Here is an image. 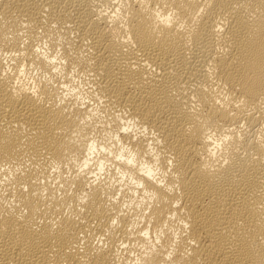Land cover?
Wrapping results in <instances>:
<instances>
[{
	"label": "bare ground",
	"instance_id": "1",
	"mask_svg": "<svg viewBox=\"0 0 264 264\" xmlns=\"http://www.w3.org/2000/svg\"><path fill=\"white\" fill-rule=\"evenodd\" d=\"M0 264H264V0H0Z\"/></svg>",
	"mask_w": 264,
	"mask_h": 264
},
{
	"label": "rangeland",
	"instance_id": "2",
	"mask_svg": "<svg viewBox=\"0 0 264 264\" xmlns=\"http://www.w3.org/2000/svg\"><path fill=\"white\" fill-rule=\"evenodd\" d=\"M55 71H56V70H55ZM58 72H59V70L56 71V73H55L56 76H55V77H57V76L60 75V73H59V75H58ZM36 74H37V75L39 74V76H40L41 73H40V72H37V71H34V72L32 73V75H36ZM41 75H42V74H41ZM60 76H61V75H60ZM60 76H59V78H60ZM73 78H74V79H73ZM73 78H70V79H72V80H70V83H69V82L65 83V81L62 80V82L65 83V84H63V88H66V86H67L66 89H67L68 91H72V89H74V91H79V90H80L81 94L85 95V90H86V87H87V85L84 84L85 82L81 81L80 79H76L75 77H73ZM74 81H75L76 83H75ZM81 84H82V85H81ZM82 87H83V88H82ZM78 88H79V90H77ZM67 90H66V91H67ZM82 92H83V93H82ZM82 97L84 98V97H86V96H82ZM74 165L76 166L77 164H74ZM74 165H73V168H71V167H72V166H71V167H69V168L67 169V171H65L66 174L69 173V174H68L69 176H70L71 173L73 174L74 171H79V165H77L76 167H75ZM74 167H75V168H74ZM69 169H71V170H69ZM77 169H78V170H77ZM72 170H73V171H72ZM69 171H70V172H69ZM65 172H64V174H65ZM64 174H63V176H65V177H69L68 175H66V174L64 175ZM72 174H71V175H72ZM131 243H132V242H131ZM136 245H137V244H136ZM128 246H129V245H128ZM128 246H127V247H128ZM132 246H133V247H132ZM128 248H132V250L130 249V252H131V253H127V254L124 253V254H126V255H125L126 257L124 256V258H129V259H130L131 257H132V258L135 257V254H134V253H135V252H134V251H135L134 249L136 248V247H135V244H134V245H133V243L130 244V247H128ZM133 248H134V249H133ZM137 248H138V245H137ZM133 250H134V251H133ZM132 252H134V253H132ZM128 254H129V257H127ZM130 254H131V255H130ZM133 255H134V256H133Z\"/></svg>",
	"mask_w": 264,
	"mask_h": 264
}]
</instances>
